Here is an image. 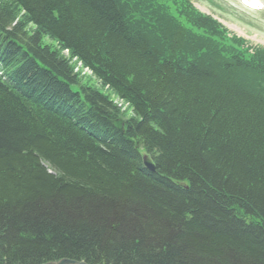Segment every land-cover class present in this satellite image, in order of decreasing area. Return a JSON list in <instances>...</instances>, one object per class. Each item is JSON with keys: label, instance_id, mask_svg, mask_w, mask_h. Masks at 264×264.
<instances>
[{"label": "trees", "instance_id": "1", "mask_svg": "<svg viewBox=\"0 0 264 264\" xmlns=\"http://www.w3.org/2000/svg\"><path fill=\"white\" fill-rule=\"evenodd\" d=\"M62 258L264 264L263 47L190 0H0V264Z\"/></svg>", "mask_w": 264, "mask_h": 264}, {"label": "rangeland", "instance_id": "2", "mask_svg": "<svg viewBox=\"0 0 264 264\" xmlns=\"http://www.w3.org/2000/svg\"><path fill=\"white\" fill-rule=\"evenodd\" d=\"M264 1V0H263ZM199 11L210 15L217 22L226 27L230 34L244 37L251 45L264 46V9L260 12L243 8L237 0H191ZM63 54V53H62ZM75 58L69 63L74 67ZM73 71L80 72L85 80L92 79V86L98 87L95 80L88 75V71L77 67ZM83 81L85 82V80Z\"/></svg>", "mask_w": 264, "mask_h": 264}, {"label": "water", "instance_id": "3", "mask_svg": "<svg viewBox=\"0 0 264 264\" xmlns=\"http://www.w3.org/2000/svg\"><path fill=\"white\" fill-rule=\"evenodd\" d=\"M111 123L118 132L122 133L123 122L121 120L116 119L113 120ZM143 162L147 168L154 169V165L146 157L143 158ZM43 264H86V263L82 260H70L67 258H62L58 261H50Z\"/></svg>", "mask_w": 264, "mask_h": 264}, {"label": "bare ground", "instance_id": "4", "mask_svg": "<svg viewBox=\"0 0 264 264\" xmlns=\"http://www.w3.org/2000/svg\"><path fill=\"white\" fill-rule=\"evenodd\" d=\"M112 124V123H111ZM71 260V259H70Z\"/></svg>", "mask_w": 264, "mask_h": 264}]
</instances>
